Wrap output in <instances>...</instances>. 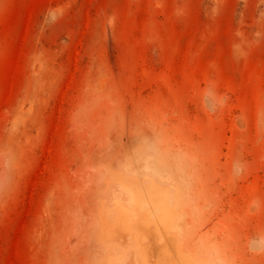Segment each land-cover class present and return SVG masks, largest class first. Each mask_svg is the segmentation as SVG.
Returning <instances> with one entry per match:
<instances>
[{
	"label": "rangeland",
	"instance_id": "374dc122",
	"mask_svg": "<svg viewBox=\"0 0 264 264\" xmlns=\"http://www.w3.org/2000/svg\"><path fill=\"white\" fill-rule=\"evenodd\" d=\"M177 263L264 264V0H0V264Z\"/></svg>",
	"mask_w": 264,
	"mask_h": 264
},
{
	"label": "bare ground",
	"instance_id": "6f19581e",
	"mask_svg": "<svg viewBox=\"0 0 264 264\" xmlns=\"http://www.w3.org/2000/svg\"><path fill=\"white\" fill-rule=\"evenodd\" d=\"M156 186V185H155ZM157 186H158V184H157ZM160 187V186H159ZM155 190H156V188H154ZM158 190V189H157ZM159 191V190H158ZM153 192V191H152ZM154 193V192H153ZM151 196H152V194H150ZM154 197H155V195H153ZM153 198V197H152ZM159 198H160V196H159ZM165 198V197H164ZM161 199H163V198H161ZM152 200V199H151ZM160 200V199H159ZM159 200H158V203H159ZM153 202H154V200H152ZM163 201V200H162ZM166 202H167V200H166ZM162 203V202H161ZM160 203V204H161ZM162 204H164V203H162ZM166 204V203H165ZM158 205V204H157ZM156 205V206H157ZM159 207V206H158ZM161 207H164V205H162ZM102 215H100V217H101ZM165 218V217H164ZM105 220V219H104ZM157 225V224H156ZM158 226V225H157ZM157 228V227H156ZM157 230V229H156ZM102 240V239H101ZM104 240H102V242H103ZM190 254V253H189ZM193 255V254H192ZM193 256H195V255H193ZM190 257H192V256H190ZM194 259L196 260V258L194 257ZM197 261V260H196ZM195 261V262H196ZM202 263V262H201ZM178 264V263H177ZM184 264V263H183ZM185 264H187V263H185ZM199 264V263H198Z\"/></svg>",
	"mask_w": 264,
	"mask_h": 264
},
{
	"label": "clouds",
	"instance_id": "9594fccd",
	"mask_svg": "<svg viewBox=\"0 0 264 264\" xmlns=\"http://www.w3.org/2000/svg\"><path fill=\"white\" fill-rule=\"evenodd\" d=\"M159 179H160L161 181H163L164 177H163V176H160Z\"/></svg>",
	"mask_w": 264,
	"mask_h": 264
}]
</instances>
